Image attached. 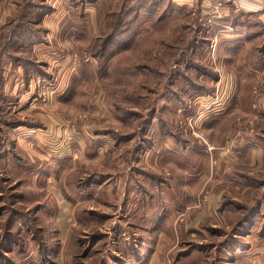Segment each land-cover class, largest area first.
I'll return each instance as SVG.
<instances>
[{
    "label": "rangeland",
    "instance_id": "1",
    "mask_svg": "<svg viewBox=\"0 0 264 264\" xmlns=\"http://www.w3.org/2000/svg\"><path fill=\"white\" fill-rule=\"evenodd\" d=\"M123 1L0 0V264H264V23Z\"/></svg>",
    "mask_w": 264,
    "mask_h": 264
},
{
    "label": "crops",
    "instance_id": "2",
    "mask_svg": "<svg viewBox=\"0 0 264 264\" xmlns=\"http://www.w3.org/2000/svg\"><path fill=\"white\" fill-rule=\"evenodd\" d=\"M185 3H190L191 0H183ZM238 3H239V6L241 8V11L239 13V16L242 17V16H255L256 18L260 19L261 22L264 23V0H238ZM242 19V18H241ZM239 20L237 19L238 21H236V24H240V21L242 22V20ZM241 25V24H240ZM249 33V32H248ZM240 35V36H239ZM237 35L236 37H238L240 40L242 38H244L245 35L241 36V34ZM245 38H248V39H254L256 38V35H251L250 33L248 34V36H245ZM233 70V69H232ZM234 71V70H233ZM217 79V78H216ZM216 81V80H215ZM219 88V87H218ZM217 103V102H216ZM215 104V103H214ZM221 104V103H219ZM217 106V105H216ZM215 110H219V109H215ZM26 138H29V137H32V134L30 133V131L26 132L25 134ZM247 149L250 151L249 153H251L250 155V159L252 160L253 164L257 163V159H260L258 158V153H259V150L258 149H255L253 148L252 146H248ZM247 150H242L240 152V150H237V149H234L232 153H234L235 155L239 154L240 155H245ZM69 152V151H68ZM67 152V153H68ZM243 153V154H242ZM223 155L226 156L225 153H223ZM248 155V154H247ZM240 163V162H239ZM238 162H235V161H231L229 160L227 157H225V159H219L218 161V166H226V167H230V166H241V164H239ZM225 168V167H224ZM228 170V169H227ZM67 216V217H66ZM65 216L64 220H61V222L58 224L59 225V229L60 230H63L65 229L68 224H66V220L69 219L68 217V214ZM63 219V218H62ZM139 251H141V253L143 252V250H141L139 248ZM153 251V250H152ZM150 253L149 256H147V259L146 260H132L129 264H160L161 262L159 260H156L155 257H154V253ZM160 262V263H159ZM162 264V263H161Z\"/></svg>",
    "mask_w": 264,
    "mask_h": 264
},
{
    "label": "trees",
    "instance_id": "3",
    "mask_svg": "<svg viewBox=\"0 0 264 264\" xmlns=\"http://www.w3.org/2000/svg\"><path fill=\"white\" fill-rule=\"evenodd\" d=\"M134 1L135 0H124L123 1L121 13L116 19L115 26L113 27L111 32L105 38L106 44L115 36H117L123 32L129 31L131 29L132 25H134V23L138 17V14H137V8L138 7H136V6H139V3L135 5ZM81 2H84V4L85 3H93V2H95V0H81ZM133 12H134V14H132V16H131V13H133ZM127 16H129V17L126 18ZM158 21L159 20L157 19L156 23ZM236 21H238V20L235 18L232 23L235 24ZM136 256H138V253H136L135 259L139 260V258H136ZM47 264H50V263H47Z\"/></svg>",
    "mask_w": 264,
    "mask_h": 264
},
{
    "label": "built area",
    "instance_id": "4",
    "mask_svg": "<svg viewBox=\"0 0 264 264\" xmlns=\"http://www.w3.org/2000/svg\"><path fill=\"white\" fill-rule=\"evenodd\" d=\"M203 6L205 7H216L218 10V17L221 15H225L226 12H228V10L226 9L225 5H222L221 0H203L202 3ZM214 18L208 19L207 23H213L215 21H213ZM224 28H227V26H223ZM214 41V39H212V42ZM219 105V104H218ZM197 138H198V142H202V145L205 149V152H209L210 153V158L214 159L215 156L213 154V152L216 150L214 149L215 147L207 140V138L203 135V134H196ZM213 149V151H212Z\"/></svg>",
    "mask_w": 264,
    "mask_h": 264
}]
</instances>
